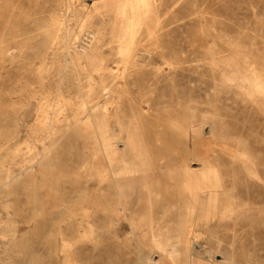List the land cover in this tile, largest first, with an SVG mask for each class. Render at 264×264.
Segmentation results:
<instances>
[{"label": "rangeland", "instance_id": "obj_1", "mask_svg": "<svg viewBox=\"0 0 264 264\" xmlns=\"http://www.w3.org/2000/svg\"><path fill=\"white\" fill-rule=\"evenodd\" d=\"M146 1L0 0V264H264V0Z\"/></svg>", "mask_w": 264, "mask_h": 264}, {"label": "bare ground", "instance_id": "obj_2", "mask_svg": "<svg viewBox=\"0 0 264 264\" xmlns=\"http://www.w3.org/2000/svg\"><path fill=\"white\" fill-rule=\"evenodd\" d=\"M113 4H117L116 6V10H117V13L118 15H121L123 13L124 10L128 9L130 11V15H129V18H128V27H129V31H130V34L133 33L135 27L140 24L145 18H147L148 16V7H147V1L146 0H110ZM102 5V4H101ZM106 5V4H104ZM100 7V5H99ZM103 7V6H102ZM107 7V6H106ZM127 10V11H128ZM125 12V11H124ZM128 15V14H127ZM123 21V20H122ZM147 22V21H146ZM123 26V24H122ZM122 29V28H121ZM124 29V28H123ZM128 31V32H129ZM120 33V32H119ZM124 34V33H123ZM129 34V36H130ZM31 35V34H30ZM124 36V35H123ZM131 37V36H130ZM121 39V38H120ZM122 40V39H121ZM129 40V39H128ZM131 42V40H130ZM125 43V42H124ZM132 44V43H131ZM127 46V45H126ZM122 48V47H121ZM128 48V46H127ZM125 49H123L124 51ZM122 51V53H123ZM51 52V51H50ZM58 52V51H57ZM126 52V51H125ZM52 55V54H51ZM79 58V57H78ZM77 58V59H78ZM128 61V60H127ZM47 79V78H46ZM55 86V85H54ZM258 86V85H257ZM263 92V91H262ZM19 94V93H18ZM50 97V96H49ZM31 107V106H30ZM55 108V107H54ZM34 111V110H33ZM45 113V112H44ZM27 114V112H26ZM52 115V114H51ZM26 117H23V114H21L20 118L17 119V123L20 122L21 124H23V122H25L26 120ZM69 118V117H68ZM51 119V118H50ZM45 120V119H44ZM50 121V120H49ZM14 124V123H13ZM48 124V123H47ZM17 125H20V124H17ZM51 125V124H50ZM21 127V126H20ZM49 127V126H48ZM49 129V128H48ZM16 136V133L15 135H11V138L10 140H7L9 141L8 143H5L7 149L8 148H13L12 146H10V141H12ZM7 138V137H6ZM197 138V137H195ZM107 145V144H106ZM200 145V144H199ZM108 148V147H107ZM15 150V148H13ZM197 150V148H195ZM109 151V150H108ZM114 152V151H113ZM192 152V151H191ZM38 153V152H37ZM110 153V152H109ZM108 156V155H107ZM197 156V155H196ZM199 157V156H198ZM202 158V157H200ZM203 158H206V157H203ZM209 158V157H208ZM207 159V158H206ZM38 158L35 155H32L31 158H30V164L27 165V166H24L25 168H23V170H28L31 165L33 164H37L36 162H38ZM204 160V159H203ZM208 161V160H207ZM203 162V161H202ZM24 163V162H23ZM205 163V161L203 162ZM208 163V162H207ZM201 164V163H200ZM23 165V164H22ZM207 165V164H206ZM185 166V165H184ZM187 166V165H186ZM183 167V166H182ZM188 167V166H187ZM108 169V168H107ZM118 169V168H117ZM22 170V169H21ZM168 170V169H167ZM170 170V169H169ZM179 170V169H178ZM196 170V169H195ZM199 170V169H198ZM181 171V169H180ZM184 171V170H183ZM190 171V170H189ZM194 171V170H193ZM208 171V170H207ZM166 172V171H165ZM152 173V172H151ZM182 173V172H181ZM211 173V172H210ZM20 174V173H19ZM37 174V173H36ZM149 174V172H148ZM180 174V173H179ZM207 174V173H206ZM205 174V175H206ZM6 175H8V172H6ZM34 175V174H33ZM169 175V173H168ZM182 175V174H181ZM186 175V174H185ZM203 173H192V174H189L188 177L186 178V181L184 180V188L186 189L185 191L187 192V205H186V208L184 206V210L186 211V219L184 220L183 222V231L181 233V235H192V232H193V222H192V218L195 217L196 215V212L199 208V204H200V198H201V195L203 193H207L208 194V206L210 208V203H212L217 197L216 193L217 191H215V188L213 187V185H209L208 184V181L209 179L208 176L206 177ZM208 175V174H207ZM17 176V175H16ZM111 177V175H110ZM4 178V177H3ZM178 178V177H177ZM6 179V177H5ZM13 179V178H12ZM172 179V178H171ZM112 180V179H110ZM122 180V179H121ZM140 180V179H139ZM175 180V179H174ZM7 181V180H6ZM178 181V180H177ZM215 182V180H214ZM113 183V182H112ZM177 183V182H176ZM181 183V182H180ZM6 184V183H5ZM169 184V183H168ZM182 186V185H181ZM215 186V185H214ZM115 187V186H113ZM183 188V187H181ZM183 188V189H184ZM115 190V189H114ZM184 191V192H185ZM116 192V191H115ZM117 195V194H116ZM120 201V200H119ZM122 201V200H121ZM146 208V207H145ZM212 213V212H211ZM151 219V218H150ZM152 222V221H151ZM150 224V223H149ZM169 227V226H168ZM170 232V231H169ZM173 232V231H172ZM153 234V233H152ZM170 235V234H169ZM171 236V235H170ZM194 237V236H193ZM165 238V237H164ZM166 239V238H165ZM172 239V238H171ZM170 239V240H171ZM154 240V239H153ZM162 241V239H161ZM155 242V241H154ZM166 244V243H165ZM159 246V245H158ZM187 246V245H185ZM158 248V247H157ZM156 249V248H155ZM221 249V248H220ZM162 250V249H161ZM168 250V249H167ZM166 251V250H165ZM166 253V252H165ZM173 253V252H172ZM250 253V252H249ZM232 255V254H231ZM164 256V254H163ZM171 256V255H170ZM152 264V263H151ZM155 264V263H153Z\"/></svg>", "mask_w": 264, "mask_h": 264}]
</instances>
